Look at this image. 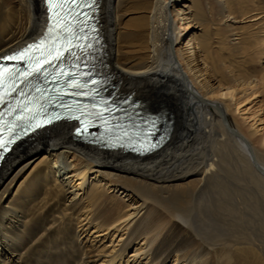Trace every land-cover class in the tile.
Masks as SVG:
<instances>
[{
  "label": "bare ground",
  "instance_id": "1",
  "mask_svg": "<svg viewBox=\"0 0 264 264\" xmlns=\"http://www.w3.org/2000/svg\"><path fill=\"white\" fill-rule=\"evenodd\" d=\"M137 1L146 16L125 22ZM212 2L221 29L210 35L197 22L207 0H100L104 81L163 138L135 157L77 141L59 122L16 145L0 168V264L264 261V139L231 128L233 105L214 100L256 87L247 66L264 47V0ZM46 11L45 0H0V58L44 36ZM172 17L186 31L178 49ZM29 156L33 175L4 204Z\"/></svg>",
  "mask_w": 264,
  "mask_h": 264
},
{
  "label": "snow or ice",
  "instance_id": "2",
  "mask_svg": "<svg viewBox=\"0 0 264 264\" xmlns=\"http://www.w3.org/2000/svg\"><path fill=\"white\" fill-rule=\"evenodd\" d=\"M82 0H46L47 4V12H48V24L47 31L45 33L44 38L40 41V45H44L47 42V47L43 50L41 56L33 57L28 56L27 53L31 49H37L40 45L32 44L28 46V49H25L23 52L18 53L15 56H6L4 59L6 61H16L17 63H26L27 68L20 69L17 68L16 71L8 72V80L11 82L12 87L9 89V95L16 88L17 80H21L22 83H25L26 87H29L31 91L33 88L35 91L41 94L43 97L44 92L48 91V89L42 88L38 84H33V80L37 78H43L45 83H48L50 78L51 81L60 85V87H70L74 89L71 93L73 95L81 94L80 90L87 88L88 85L91 84H101L102 81H97L95 79H87L82 80L78 79L75 72H73L72 68H78L79 65L76 63H71L68 65L69 70L65 72L63 70V65L65 61L68 60L69 56L75 57L76 61L80 60V57L76 55L75 52L71 51V48L76 47L83 50V46L76 44L75 41L79 38L76 31L74 30V26L71 23L70 18H78L79 13L75 11V8L80 7ZM94 3V0H93ZM67 5V8L64 6ZM55 17V23H53V19ZM55 33V34H54ZM89 47L91 45H88ZM27 56V60L24 61L21 58ZM55 62V63H53ZM45 65L49 67H54L57 69V72H49L45 69ZM5 69L3 64H0V104L4 103V79H5ZM85 75H91V73H85ZM65 77L64 80H60L59 77ZM23 78V79H21ZM60 87L57 88V91H60ZM90 91H92L90 89ZM21 94H24L23 92ZM65 95L69 93H64ZM37 100L39 98H36ZM49 100H61L60 96L57 97H49ZM11 106V102H8ZM104 110L107 111L109 102L103 101ZM38 108L43 107L42 104L36 105ZM59 106V105H57ZM97 105H93L96 107ZM23 110L31 111L28 108V105H25ZM31 119V117H30ZM79 132V129L77 130Z\"/></svg>",
  "mask_w": 264,
  "mask_h": 264
},
{
  "label": "rangeland",
  "instance_id": "3",
  "mask_svg": "<svg viewBox=\"0 0 264 264\" xmlns=\"http://www.w3.org/2000/svg\"><path fill=\"white\" fill-rule=\"evenodd\" d=\"M144 1H137V2H131L128 6L126 11V18L125 22L133 23L134 21H137L140 18H143L146 16V9H144ZM209 2L207 10L204 6H201L198 10L197 15V22L199 25H201V28L207 30V34H216L218 33L217 29H221V27L218 26L220 23H218L219 17L215 14V5L212 2V0H207ZM134 5L136 6L135 10H133ZM130 7V8H129ZM146 11V12H145ZM137 12V13H136ZM144 12V13H143ZM132 13V15H130ZM129 14V15H128ZM239 17V16H238ZM247 16H241L239 19H237V22L241 24H250L253 20H249ZM129 19V20H128ZM175 29L177 30V33L179 35V40L176 42L173 46L174 49H178L183 44V38L184 33L186 31L182 30V26L180 21H177L174 17L171 18ZM241 24L238 25V29L235 32L239 33H248L247 31H244V29L241 27ZM237 26V25H236ZM248 26V25H245ZM216 29V30H214ZM251 31V29H248ZM210 34V35H211ZM221 35H219L220 37ZM242 59H238L240 61ZM252 61H250L249 65L247 66V69L249 71L254 72L255 76L258 78V82L256 84V87L252 90L241 91L237 90V93L235 95L237 105L235 106V100L233 99L230 102V99L226 97L221 98V94L224 92H221L220 96L216 95L214 100H220L223 101L230 106L233 105V108H231V112L227 114L228 123L231 128H234L235 126H239L242 130L245 132L250 133V137L253 141L261 142L264 139V47L260 48V54L258 56H254L251 58ZM218 96V97H217ZM229 99V100H228ZM214 100L210 99L209 102H213ZM229 101V102H228ZM232 107V106H231ZM238 109V111L236 110ZM233 109V110H232ZM206 146V150H210V144L204 145ZM264 149V146H263ZM38 160V156H29L26 160H24L21 167L25 166L26 169L17 177L16 181L13 183L12 186H10L8 193L4 196L5 202H8L10 200L11 196L14 194L15 190L17 189L18 185L22 182V180L27 177H31L33 175V167L36 164V161ZM239 231V230H238ZM91 232V231H90ZM249 233V232H246ZM240 234V231H239ZM91 235V234H90ZM55 235H51L50 241L52 242ZM53 237V238H52ZM94 237H92L89 242L93 243L94 245H101L102 243L96 240H93ZM44 241V240H43ZM46 241H44L45 243ZM106 242V241H105ZM42 243V244H41ZM38 245L37 250H43L44 243L41 242ZM48 243H45L47 246ZM141 244V243H140ZM167 244V243H166ZM172 244L168 243L165 248H170ZM222 254H210L208 263L209 264H264V261H258V260H252V259H238V258H231L227 259L225 255ZM264 260V259H263ZM226 262V263H225ZM263 262V263H262Z\"/></svg>",
  "mask_w": 264,
  "mask_h": 264
},
{
  "label": "water",
  "instance_id": "4",
  "mask_svg": "<svg viewBox=\"0 0 264 264\" xmlns=\"http://www.w3.org/2000/svg\"><path fill=\"white\" fill-rule=\"evenodd\" d=\"M47 7H48V6L46 5V9H47ZM47 14H48V12H47ZM47 20H48V19H47Z\"/></svg>",
  "mask_w": 264,
  "mask_h": 264
}]
</instances>
